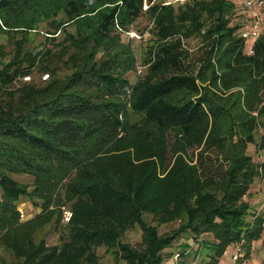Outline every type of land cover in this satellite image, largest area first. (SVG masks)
Listing matches in <instances>:
<instances>
[{
	"label": "trees",
	"instance_id": "obj_1",
	"mask_svg": "<svg viewBox=\"0 0 264 264\" xmlns=\"http://www.w3.org/2000/svg\"><path fill=\"white\" fill-rule=\"evenodd\" d=\"M233 7L230 0H0V32L55 25L42 48L0 60L7 264H97L98 247L126 264H160L178 236L197 243L181 244L178 264H191L190 253L218 264L231 243L248 254L264 222L244 199L264 177V159L247 152L249 143L264 148V32L247 52ZM141 16L151 22L149 38L131 80L138 54L122 33ZM35 65L49 78L13 88ZM188 148L196 152L172 163ZM62 196L71 216L62 241L46 244L37 233L54 214L60 220L53 204ZM22 197L41 213L21 222ZM172 220L176 227L158 232ZM135 225L139 245L124 240Z\"/></svg>",
	"mask_w": 264,
	"mask_h": 264
},
{
	"label": "rangeland",
	"instance_id": "obj_2",
	"mask_svg": "<svg viewBox=\"0 0 264 264\" xmlns=\"http://www.w3.org/2000/svg\"><path fill=\"white\" fill-rule=\"evenodd\" d=\"M179 2L182 3L185 0H163V2ZM233 5L234 9L231 13V22H240L245 23L246 19L248 17L247 8L243 4V0H230ZM147 6L145 2V7ZM259 10L262 14V23L264 25V4L259 7ZM61 15V14H60ZM50 21H40L35 28L30 29V31L23 35L20 32H17L16 30L8 29L6 31L0 32V60H9L11 56L18 50L21 49L25 50L29 47H36L40 48L43 42L45 40L44 32L45 30L52 31L55 27L54 24H52ZM151 25V22H149L148 17L141 16L138 18L135 22L132 23L130 28L127 31H124L122 33L123 37H128L131 39V45L136 50L137 58H138V64L136 65V68L133 71L129 72V78L132 80L135 78L136 74H138L141 70V64L139 63L141 55H143V51L147 42V39L149 38V32L147 28ZM59 31H56L54 35H58ZM62 34L60 33L58 38H61ZM189 44V49L192 54H195V52L198 49V38L197 37H191ZM39 45V46H38ZM43 47V46H42ZM41 47V48H42ZM59 66V71H64L65 68L62 66V64L58 61L57 62ZM48 74L46 70H40L37 65L33 66L30 73L22 74L20 77H18L13 82V88H18L22 83L24 82H32L36 81L37 83H43L45 80L49 78L42 76L44 74ZM25 75H28V80L24 78ZM256 133V140H258L259 131ZM169 143L172 141V135H168ZM196 152V149L194 148H188L187 151H182L179 149L177 153L173 155L172 163L175 158V156L179 153L182 157L185 159L190 155L191 153ZM247 152L251 154L252 158L254 160H261L264 159V148H260L257 144L249 143L247 146ZM14 178H16L19 181H23L26 183H32V176L28 174H12ZM158 175L160 177L164 176V172L162 170H158ZM65 198L60 199L57 204H53V208L58 207L61 209V215L60 220L56 222V216L55 214L51 217V219L45 223L38 231L37 235L44 238L46 241V244H59L65 234V225L66 221L62 215L63 209H68L71 212V208L68 205V203L64 200ZM244 199L248 200L251 207V212H260L264 215V177L259 176L253 180V182L250 184L248 193L245 195ZM18 208L21 211L20 212V220L21 222L33 217L36 214L41 213V209L39 206H35L30 199H27L25 197H22L21 202L18 204ZM151 215L149 213L144 214V220L146 223H152L155 224V221L151 219ZM178 224V220H172L169 222H162L158 224V232L164 233L170 231L172 228L176 227ZM263 230H264V222H263ZM3 233V231L0 230V236ZM263 231L261 232L260 236L262 235ZM259 236V237H260ZM258 237V238H259ZM257 239V238H256ZM124 240L133 244V245H139V242L141 240V229L138 225L133 226L132 228L128 229L124 234ZM183 242H187L188 244L192 245V247L196 248L197 243L192 240L191 238H186L185 236H178L176 239L173 240V243L170 247L164 248L163 253V261L160 264H178L179 260V252L181 248V244ZM96 252L98 254V262L97 264H126L123 260L116 261L112 254L110 252L105 251L102 247H98L96 249ZM229 255L226 256V259H229ZM188 260L191 262V264H199V256L198 257H192L191 253L187 257ZM12 259V254L6 246H4L0 242V264H7ZM248 263V262H247Z\"/></svg>",
	"mask_w": 264,
	"mask_h": 264
},
{
	"label": "built area",
	"instance_id": "obj_3",
	"mask_svg": "<svg viewBox=\"0 0 264 264\" xmlns=\"http://www.w3.org/2000/svg\"><path fill=\"white\" fill-rule=\"evenodd\" d=\"M244 6L247 8V13L249 14L246 22L240 28V35L244 40L245 49L247 52H253V42L254 40L264 32V25L262 23V14L259 7L264 4V0H243ZM43 78L48 77V74H44ZM25 79L28 80L29 76L25 75ZM62 215L67 221L71 216V212L68 209L62 210ZM238 253L235 254L234 258H237ZM264 261V260H263ZM242 264H252L244 262Z\"/></svg>",
	"mask_w": 264,
	"mask_h": 264
},
{
	"label": "crops",
	"instance_id": "obj_4",
	"mask_svg": "<svg viewBox=\"0 0 264 264\" xmlns=\"http://www.w3.org/2000/svg\"><path fill=\"white\" fill-rule=\"evenodd\" d=\"M238 253L237 258H234L235 254ZM229 259L226 256L229 255ZM201 258L199 257V264H202ZM264 230L262 235L252 240L250 249L247 255H244V251L240 249L236 243L229 244L221 257L219 258L218 264H242L244 262L252 264H264Z\"/></svg>",
	"mask_w": 264,
	"mask_h": 264
}]
</instances>
